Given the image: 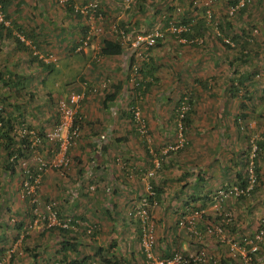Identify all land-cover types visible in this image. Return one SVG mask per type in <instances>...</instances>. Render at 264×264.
Instances as JSON below:
<instances>
[{
  "label": "rangeland",
  "instance_id": "374dc122",
  "mask_svg": "<svg viewBox=\"0 0 264 264\" xmlns=\"http://www.w3.org/2000/svg\"><path fill=\"white\" fill-rule=\"evenodd\" d=\"M66 1L67 0H23L20 8H17V0H13V4L9 9L12 16L11 19L17 22L18 25L29 29L32 33L37 35L38 39L36 40H40L41 43L40 49H36L35 45L30 43L29 40H26L25 44L28 48H35L34 51L37 53L38 57L45 62L51 63L54 67L53 70L43 69L37 61L31 59L27 50L17 48L12 39L4 37L0 42V74L3 75L10 72L12 74H21L26 78L23 87L18 91H15L14 88L8 89L0 80V107H3L6 112L13 114L17 134H27L31 142V151L25 158L19 161L15 167L14 173H9L4 170V163L6 161L4 158L5 154L3 150L0 149V232L3 233V231H5L4 233H6V240L1 243L4 244L5 251L0 253V264H50L54 258L58 257L56 256L55 249L58 247L57 241L59 238L54 237V235L52 233L50 234L48 231V219H50V222L53 221V216H55L56 221L59 219L55 212L58 214L60 211V202L66 193H68L69 199H78V197L81 199V196L87 197V192H93L92 190L95 189L93 187L90 188V184L88 183L85 185L83 183H77L74 178L80 171V164H83L84 161L88 159V163L96 162L95 155L89 156L92 152L86 150V148H88L86 144L90 141L94 143H92L94 146L102 143L107 136L102 138L100 131L106 132L102 134L108 135L110 140L116 138L118 136L117 134H132L130 138L131 143L134 146L137 145L142 150L143 154L147 145L152 149L159 147V154L153 152L154 159L159 162V166L161 161L165 163V160L169 161L175 159L180 163L179 167L174 168L177 169L178 172H181L179 174L188 173L189 168H187V163L192 165L193 161H195V156L199 157L201 154L205 155L206 153L202 152L204 144L210 143L208 145L206 160L211 161V165L215 160L218 165L215 164V168L209 167L208 171L210 172L207 173V171H205L204 175L212 179L223 180L227 177L234 178V172L236 173L238 170H240L241 174H244L248 165H244V156L241 155L245 154L248 141L247 137L249 136L251 138L250 141L252 138L256 139L260 137V130L264 128L262 125L264 119L257 117V114L253 115L251 113L254 117L253 120L249 119L243 123L248 129H238L239 132H243V136L240 135L241 138L236 135V138L231 135L229 138L226 135H222L226 136L228 150L220 145V135L194 134L192 129H188L186 135H183L178 117L175 118L174 116L176 109L175 105L180 96L184 93L189 94V92L192 91L194 85H198L197 91L199 90V95L196 104L195 101L192 103V109L195 111L193 116L196 117L197 120L194 122L193 128L196 130L194 125L200 127L202 124H208L205 118L208 116V112H210V100L208 96H205V88L201 87L197 82L199 77H202V71L197 68L192 69L191 65L188 66L187 63L190 52L200 49L203 46L179 42L178 38L173 37L167 30V26L161 29V20L164 17L167 18L169 15H172L175 21L182 19L184 14L186 15L187 12H189L187 11L190 8L189 0H145L144 2L140 0H72L74 9L78 11H80L83 6H87L90 3H97L96 14L93 13L92 8H90L88 15L84 16L82 19H77L75 16L67 13V5L64 3ZM201 7L203 8L202 5L199 6L200 9ZM191 13L192 12L189 14ZM99 14L102 16L101 19L98 18ZM110 15H112L113 18H128L131 22L135 19L136 24L133 22L130 24L126 23L128 26L126 27L124 23L122 25L109 22L108 19L111 18ZM6 24L9 23L6 22ZM122 26H124L128 32L126 31L125 33L123 29L119 31H123L124 34L129 36V40H123L125 41L124 47L132 51L134 56L133 64L139 66L138 68H140L144 62L150 60L152 56L151 52L154 47H159V51L162 52L159 57V62L156 63L154 69L157 79L150 80L152 86L144 96H142V99L138 100L141 102L138 108L148 128L146 135L140 137L137 135L138 138L134 134L130 118L127 116L129 109L128 104L135 98V90L133 88L135 84H133L132 81V71L126 68L124 69L125 75H123L115 70L116 73H118V77L121 74L124 78L127 87L106 110L102 108L103 103L101 100L107 92H113V80L111 76H114L113 79L117 80L116 74H113L115 71L110 70L107 73L104 72V78L99 85H91L92 81L90 80L91 75H94L96 72L95 64L101 61L99 56L95 55V52H97L101 45V41L105 36L110 35L108 33L109 31L114 33L116 29ZM90 27L97 28L100 31H95L89 44L79 51L77 48L81 38L85 35L84 29L86 28V33ZM155 29L160 30L164 38L162 37L163 39L158 41L149 51V59L142 60L130 45L131 39L135 34H147ZM14 34L18 36L19 32L14 30ZM21 39H23L22 36ZM260 54L261 57L258 56V59L259 61H261V59L263 61L264 49L263 51L261 50ZM254 58L255 56H253V59ZM250 60L252 61V59ZM248 62L249 60H244V63ZM186 63L187 66H184ZM256 73H259V71ZM127 76L128 78H126ZM260 77L256 78L260 79ZM109 80L111 81L108 82ZM89 85L96 86L97 91L91 93L90 97H94L93 102L90 101V104L86 107L83 106L85 105L83 103L87 102L86 92L90 88ZM197 91L195 92L197 93ZM71 92H83L85 94V99L80 103L82 125L80 127L79 136L73 140V143L68 146L64 153L63 150L60 149V141H49L46 138V134L54 132V129L60 123V115L57 106L58 99L67 96ZM184 105L187 106V104ZM262 109L261 107L259 111L263 113L264 110ZM92 112H94L95 115ZM98 114H100V116ZM104 115L106 117L103 119L102 117ZM254 123H256V125ZM108 128L113 130L109 131ZM157 128L159 129V138L155 135ZM40 132L43 136H39ZM162 132H164V134ZM246 133L248 135H245ZM97 136H100L99 139L97 138L98 141L96 139L94 141H89L91 137L96 138ZM35 137H39L40 141L34 143L33 140ZM184 139L191 142L195 140L196 143L199 144V151L201 152H196V149H192L188 152H182L180 156H166L168 159L160 152L170 145L181 147ZM241 145H243V150L240 151ZM219 153L220 155L218 156ZM62 157L68 159V165L66 167L59 165ZM238 157L240 163L238 164L237 161V164L240 165L239 167L233 164V161L238 159ZM191 159L192 162L190 161ZM40 162L45 164L43 169H40L38 166ZM258 163L264 174V150ZM223 165L227 167V170L222 171L224 168ZM157 169L154 166L147 170V172L154 170L153 175L155 176ZM38 170L42 171L39 172ZM182 179H180V181ZM60 180L63 182L60 183ZM24 182H27L28 185L26 193H31L33 201L36 203V209L33 212L36 217L34 218L29 217L31 203L26 199L27 194L23 188ZM259 193L264 195L262 185ZM69 199L68 201L70 202ZM231 200H237V204L233 207L236 210L241 207L240 204L244 203L243 205L246 207L248 206V208H251L253 204L252 195L245 197L242 203L236 198H232ZM211 205L213 206V204ZM245 209L247 210V208ZM60 213L63 214L62 212ZM229 213L230 215L232 214L231 212ZM44 214L47 215L46 223H44L42 219V215ZM245 214L246 212L239 213L240 221L245 219ZM169 216L171 218V215ZM207 216L209 215H205L202 220L198 219L199 221L196 220V222H200L204 226L208 223ZM62 217L71 218L72 216L64 214ZM233 218L238 221V215H236V213L233 215ZM175 219L176 217L172 215L170 219L171 223L175 222ZM212 220H214V215ZM21 221L25 223V226L20 234H17L16 226L17 223ZM1 225H6L7 228L3 229ZM245 232L248 234H244ZM250 232V229L245 230L244 232H240V235H237V237L234 236L236 233L227 230L225 236L228 237L227 239H229V242L223 243V245H226L227 248L230 249V242L240 243V238L250 235ZM156 235L155 228V236ZM86 238H88V236L83 235V239L85 240ZM206 238L212 239L209 236L204 239ZM86 242L90 246L89 249L93 251V241L91 243V240L88 239ZM82 246H85V244ZM87 249L88 248L85 247L86 251L82 255L92 256L93 253L87 251ZM94 249H96V247H94ZM260 250L263 251V248ZM15 252L18 260L17 262L11 263L10 257ZM237 257L240 261L239 252L237 253ZM237 264H240V262Z\"/></svg>",
  "mask_w": 264,
  "mask_h": 264
},
{
  "label": "crops",
  "instance_id": "0c3cea01",
  "mask_svg": "<svg viewBox=\"0 0 264 264\" xmlns=\"http://www.w3.org/2000/svg\"><path fill=\"white\" fill-rule=\"evenodd\" d=\"M205 1L206 0H193L194 8L189 16L194 18L195 21L200 17V12L202 10L205 13L207 8ZM235 1L236 0H212L210 4L212 18L210 20L205 18L208 30L206 29L207 33L203 34V38L205 39L204 45H202L203 47L200 49L191 51L187 59L188 66L191 65L192 69L197 68L202 71V77H199V80L202 81L203 85H201V87L205 88V96H208L210 100L209 103L211 104L210 112H208V116L205 118L208 124H202L200 127L194 125L196 128L195 130L193 124L197 120L196 117L193 116L195 114L194 111L192 113V123L188 129H192L194 134L220 135L219 143L227 150L228 144L226 136H228V138L230 135L243 136V132H239L238 129H248L243 123L249 119L253 120L254 117L252 114H257V117L264 119V111L263 113L259 111L261 107L263 108L262 110H264V56L263 61L261 59L262 62L258 59V56L261 57V50L263 51L264 49V0H252L251 3L247 4L246 7L240 11V13L238 12L239 14L237 13L234 16H229L227 14V9ZM201 5L203 8L201 7L200 9L199 6ZM110 17L111 18L108 19L109 22L122 25L124 23L126 27H128L126 23L130 24L133 22L136 24L135 19L131 22L128 18H113L112 15H110ZM161 21L163 26L165 17ZM108 33L112 34L110 31ZM225 36L234 41L232 47L229 48L224 46L218 39V37L221 39ZM244 39L250 41L251 44H249V46L246 45ZM122 40L127 39L122 36ZM102 42L103 40L100 43L101 45ZM124 43L125 41H122L124 51L119 56H102L99 54L100 47L98 48L95 55H98L101 61L95 64L96 72L94 75H91V85H99L104 78L103 73H107L110 70H116L125 75L124 69L129 65L130 57L133 56V53L131 50H127L124 47ZM151 53L152 56L144 72L146 74L152 72L153 75H149L156 80L157 77L154 69L156 63L159 62V57L162 52L159 51V47L156 46ZM253 56H255L254 59ZM250 59H252V61ZM244 60H249V62L244 63ZM187 63L184 66H187ZM116 71L113 74H116L117 80H114V76L110 75L113 80L112 85H116L119 81H122L125 89L126 82L121 74L119 77L117 76L118 73H116ZM257 71H259V73H256ZM254 76L262 77L257 79ZM150 80L152 79H149V81ZM110 81L111 80L108 82ZM197 86L198 85H194V88H192V91L194 90L193 102L195 101V104L199 95ZM231 86H236V88L232 89ZM195 91H197V93ZM107 94H105L101 100L103 103L102 108H105L104 110L116 101H107ZM90 95L91 93H87V102L83 103L85 104L83 106L87 107L90 101L93 102L94 97L92 96L91 98ZM92 113L95 115L94 112ZM98 115L100 116V114ZM104 117L106 116L104 115L102 118L104 119ZM254 124L256 125V123ZM262 125L264 126V120ZM108 130L112 131L113 129L110 130L108 128ZM100 132L101 136H107L102 143L94 146V143L90 141H94L95 139L98 141L100 136H97L96 138L91 137V139H89L90 142L86 144L88 147L86 150L92 152L89 156L95 155L96 162L88 163V159L86 160L87 162L84 161L83 164H80V171L74 178L77 183H83L84 185L88 183L90 184V188L93 187L95 189L92 190L93 192H87V197L81 196V199L79 197L78 199H69L68 193H66V197L63 196L60 202V210L63 214L69 216H87L90 220L99 223V233L95 238L96 240L93 241V251L89 249L90 246L86 242L88 239L86 238L84 240L82 235L78 236L77 242H80V246H78L80 251L77 253H67L69 259L78 260L81 252L85 253V247L88 248L87 251L92 253L97 250V247H100L102 254L112 261L117 262V264H149L145 254L141 250L137 223L133 218L128 216V212L133 207V204H135L138 196L146 193L147 183L153 185L158 192L159 189L162 190L161 204L156 208L153 215L157 234V243L154 247V255L156 256L170 254L172 251L178 249L190 254L196 252L197 249L202 246L198 245V243L189 236L186 230L176 227L177 219L182 214L186 205H188V207L191 205L190 209H203L206 215H210L211 218L217 210L219 212L221 209L222 211H229L233 215L236 213V215H238V221L235 219V223L237 222V224L231 231L236 233L234 236L240 235V232H244L248 229L251 231L249 234L254 233L259 228L260 220H264V195L262 194L261 196L259 192L251 208L240 204L241 207L236 210L233 207L237 204V200L231 199L220 204V209H215V207L211 205L214 201L210 197V194L223 184L237 182V176L241 174V172L237 169L238 172H234V178L227 177L223 180L206 177V175H204L205 171L209 173V167L215 168V166L218 165L215 160L212 165L211 161L206 160L208 145L210 143L204 144L202 152H205V155L201 154L199 157L195 156V161H193L192 165L187 163V168H189L187 178H184L183 173L179 174L181 172L174 169L180 165V163L174 159L169 161L165 160V163L159 166L156 175L148 180L144 176L147 170L155 166L156 159H154L153 152L159 154V147L152 149L147 145L143 154L142 150L137 145L134 146L131 143L130 138L132 134H117L118 136L116 138L110 140L108 135L102 134L106 132ZM263 132L264 128L260 130L261 134H264ZM155 133L159 138L158 128ZM162 133L164 134V132ZM247 133L245 135L249 134ZM188 142L189 147L185 151L188 152L192 149H196V152L199 151V144H197L195 140ZM241 150H243V145L240 146V151ZM160 152L163 153V155L165 154L164 150ZM182 152L172 155L180 156ZM219 155L220 153L218 156ZM215 158L219 159L218 157ZM190 161L192 162V159ZM237 161L239 164V157L233 161V164L239 167L240 165L237 164ZM224 166L225 165H223V167ZM224 170H227V167L222 169V171ZM180 179L182 180L180 181ZM62 182L63 181L60 180V183ZM262 188L264 189V183L262 184ZM245 208H247V210ZM244 212H246V217L244 220L240 221L239 213ZM169 215H171V218L172 215L176 217L175 222L171 223ZM198 225L203 226L202 223ZM1 227L4 229L5 225H1ZM247 232L244 234H248ZM5 237L6 233L3 234L0 232V253L5 251L4 244H1L6 240ZM244 237L245 236H242L240 240ZM59 239H61V236ZM201 242L204 248L215 258H226L227 256H231L234 258L232 264L240 262L238 257L230 254V249L227 248L226 245H223V243L226 242H221V244L214 238H206ZM83 244H85V246H82ZM94 247H96V249H94ZM11 256L10 262H17L18 257H16V252ZM227 261L230 260L227 259ZM255 264H264V248L263 251L260 250L255 256Z\"/></svg>",
  "mask_w": 264,
  "mask_h": 264
},
{
  "label": "trees",
  "instance_id": "16d2710c",
  "mask_svg": "<svg viewBox=\"0 0 264 264\" xmlns=\"http://www.w3.org/2000/svg\"><path fill=\"white\" fill-rule=\"evenodd\" d=\"M140 1L144 2L145 0H140ZM237 1L238 0H236L232 4H235ZM22 3H23V0H17V5H18L17 8H20ZM64 3H66L65 5H67L66 11L69 15L75 16L77 19H82L84 16L88 15V14H83L78 10H75L72 0H67ZM12 4H13V0H0V17H1V19H0V42L2 41V39H4V37H8V38L12 39L17 48L27 50L31 59L34 61H37L38 64L43 69L53 70L54 69L53 65L51 63H48V62L41 60L38 57L37 53L34 51L35 48L40 49V46H41L40 40L39 41L36 40V39H38L37 35L32 33L29 29H26V28L18 25L17 22H15L13 19H11L12 16L10 14L9 9H10ZM189 4H190V8H189V10H187L189 12H187L186 15L184 14L182 19H178L177 21H175V20H173L172 15H169L167 18H165L164 25L161 27V29H164V27L168 26V22L170 20H172L175 22L176 25L187 24L189 26V31L182 33L181 34L182 36H184L186 38H191V37H195V36L203 37V34L207 33V30H208L207 22L205 19L206 16H204L205 13L202 10L200 12V17L197 18L195 21L194 18L189 16V13L192 12V9H193V0H190ZM247 4H249V3H246L240 9V11L242 9H244ZM6 22H8L9 24H6ZM121 29H123V31L125 33H126V31L128 32V30L124 26H122V27L116 29V31L114 33L110 34L109 36L104 37L102 45L100 46V49H99L100 55H102V56H119L122 54V52L124 51L123 45H122V41H123L122 36L125 37L127 40H129V36L127 34H124L123 31H119ZM14 30H17L19 32L18 36H16L14 34ZM85 31H86V28L84 29V34H85ZM171 35L173 37H176L172 33H171ZM21 36L23 37V39H21ZM163 38L160 37L158 39V41L162 40ZM218 39L226 47L230 48L234 45V44L233 45L225 44V42L223 41V37L221 39H220V37H218ZM26 40H29L30 43H33L35 45V48L34 49L28 48V46L25 44ZM231 41H232V39H231ZM233 42L234 41H232V43ZM245 44L249 46V44H251V42L248 40H245ZM133 62H134V56H131L130 57V63H129V65H127L128 69L131 70ZM147 64H148V62H144L143 65L138 69V75L135 78L133 77V79L136 83V85L133 86V88L135 90V93H134L135 98H133L128 104L129 109H128L127 116L130 118V123L132 125V129L134 130V134L136 136L138 135L139 137L143 136V135L138 130V125L135 121L133 111L136 107L139 106V103H141L138 100H141L142 96H144V94L152 86V82L148 80V79H150V77L152 80L154 79V77L149 76V74L152 75V72H150L149 74H146L144 72ZM126 78H128V76ZM0 80L4 86L8 87V89L14 88L15 91H18L20 88L23 87V84H24L26 78H25V76H23L21 74H16V73L12 74L9 72V73H5L3 75L0 74ZM197 82L200 85H203L202 81L198 80ZM89 86L92 87L91 85H89ZM126 87H127V83H126ZM231 87H232V89L236 88V86H231ZM87 89H88V87H87ZM123 90H124L123 82L119 81L116 85H113V92L107 94V96H106L107 101H110V102L114 101L119 96V94H121L123 92ZM88 91L89 90H87L86 94L90 93V91L89 92ZM193 95H194L193 92H189V94L184 93L182 96H180L178 102L175 105L176 109H175L174 116H175V118L178 117V120L180 122L179 124L182 127L183 135H186L187 130L192 123V113L194 112V110L192 109ZM84 99H85V97H84ZM183 104H187L188 108H187V110H185L183 112V115L181 117L180 116V113H181L180 108L183 106ZM80 117H82V116H81L80 108H79V111L76 113L75 122L79 123V125L81 127L82 118H80ZM14 124H15V122H14L13 114L6 112L3 107H0V149H2L4 154H5L4 158L6 161L4 163V170L8 171L9 173H14L15 167L19 163V161L21 159L25 158L29 154V152L31 151V142L29 140V136L27 134H21V135L17 134ZM146 128H147V124H146ZM39 136H43L41 132L39 133ZM247 138H248V141H247L245 154L241 155V156H244V165L245 166H247L250 162L249 153L252 150V146L255 145V147H256L255 148V155L253 157V169H254V173L256 175V181L254 182V185L248 194V196L252 195V200L254 202V199L257 197L256 195L260 191L261 185L264 183V174H263L261 167L258 163V160H259V158H260V156L264 150V134H261V136L256 138V139L252 138L251 141H250L251 138L249 136ZM188 147H189V142L184 139V142L182 143L181 147H177V149H175V150L171 149V150L167 151L164 154V156L166 158V156H170L174 153L178 154L182 151H185ZM162 163L163 162L161 161L160 165ZM158 167H156V169ZM40 169H43V168H40ZM41 171L42 170H40L39 172H41ZM153 176L148 177L147 179H150ZM183 176H184V178H187L188 174L183 173ZM236 181L237 182H235L234 184H238L240 186V188H243V189L246 188V186L248 184L247 168L245 169L244 174H242V175L238 174ZM149 187H150L149 189L151 191V194L146 191V193L139 195L135 204H133V207H135L138 204L140 199L145 198V199H147V201L150 204H154V202H156V204H155L156 206H154L153 208H150L151 212L154 213L156 208L158 206H160V204H161L162 190L159 189V192H158L155 189V187L151 184H149ZM26 194H27L26 195L27 201L31 203L30 209H29V217L34 218V217H36V215L33 214L34 210L36 209V203L33 201V196L31 193H26ZM248 196L241 195L240 197H238L236 199H238V201L240 203H242L244 201V198L248 197ZM261 196H262V194H261ZM228 200H230V199H228ZM185 205H186V203H185ZM190 207H191V205H190ZM190 207H188V205H186L184 207L180 217H182L186 213H189L191 209L192 210L199 209V208H191L190 209ZM60 212H61V210L58 212V214H57V212H55L56 216H58V218L62 221H65V222L67 221L69 223V225L67 228L59 226V225H53V226L48 227V231L51 232L54 235V237L59 238L61 236V239H58V241H57L58 247L56 249V256H58V257L54 258L50 264H117V262H114L111 259L105 257V255L102 254V250L100 247H97V250L92 254V256L91 255L83 256L82 254L84 252H81L78 260L69 259L67 256V253H69V252L77 253L80 251L78 248V246H80L79 245L80 242H77L78 236L86 235V236H88L87 239H90L91 241L96 240L95 238L97 237V235L99 233V223H96L93 220H90L87 216L73 215L71 218H64V217H62L64 214H61ZM225 213H228V212L222 211V209H221V210H219V212L218 211L215 212L214 220H212L211 216L209 215V216H207V221L210 222V220H211V221H214V223H219L221 221V218L223 217V214H225ZM205 215L206 214H204L203 217H205ZM131 218H133L137 223V232H138L140 240H141V234H142L141 225L139 224V221L137 219H135L134 217H131ZM42 219H43L44 223H46L47 222V215L46 214L42 215ZM231 219H232L231 224L229 223L227 225L226 224L224 225L225 231H227V230L232 231L235 228V225L237 224V222L235 223V219L233 218V215L231 216ZM199 220H202V219H199ZM198 223H200V222H196L195 227L198 230L199 234L196 235L193 232L188 231L187 229H184V230L187 231L189 236L191 238H193L198 243V245H202L201 247H199V249H197V251L204 250L208 253L206 248H204L203 244H201L202 243L201 241L205 237H207V236H205V228H204L205 225L204 226L198 225ZM262 224H264V220L263 221L260 220V227ZM24 226H25V223L22 221L17 223V226H16L17 227V234H20V232L24 228ZM176 227H179L178 222H176ZM5 228H7L6 225H5ZM4 232L5 231H3V233ZM254 233H251L250 235H246L245 237H249V236L251 237V236H253ZM209 237L216 239V241H218V242L220 241V240H218V238L216 236L212 235ZM262 248H264L263 244H261V249ZM141 250H142V248H141ZM229 252H230V254H232L231 251H229ZM168 255L169 254H164L163 256H168ZM212 257L215 260H217V264H232V262L234 260V258H232L231 256H229V257L227 256L226 258H224V257H221V258L216 257L215 258L214 256H212ZM11 258H12V256H11ZM227 259H229L230 261H227ZM199 264H213V263H212V261H210V262L199 263Z\"/></svg>",
  "mask_w": 264,
  "mask_h": 264
},
{
  "label": "built area",
  "instance_id": "2783aa9c",
  "mask_svg": "<svg viewBox=\"0 0 264 264\" xmlns=\"http://www.w3.org/2000/svg\"><path fill=\"white\" fill-rule=\"evenodd\" d=\"M252 0H238L235 4H231L227 9V14L229 16L236 15L240 9L246 4L250 3ZM212 0H206L205 5L207 6L205 10V16L208 20L212 18V11L210 8V4ZM97 3H90L87 6H83L80 9V12L83 14H88L89 9L92 8L93 13L96 12ZM96 14V13H95ZM98 18H102L101 14L98 15ZM167 30L174 34L179 42L186 43V44H193V45H203L205 39L201 36H195L191 38H186L182 36V33L189 31V26L187 24H180L176 25L174 21L170 20L168 22ZM95 31H100L97 28H91L85 33L83 38L80 40V44L78 46V50L84 49L88 44L92 35ZM163 37V34L160 30L155 29L149 33H138L133 36L131 39L130 45L132 46L133 50L136 51V54L142 60H148L149 51L157 44L158 39ZM223 41L225 44L233 45L231 38L223 37ZM136 64H133L131 67L132 75L135 78L138 75V68ZM132 77L133 84L136 85L134 79ZM90 93H95L97 91L96 86H92L88 89ZM85 94L71 92L65 97H61L58 99L57 106L58 112L60 115V123L54 129V132L50 134H46V138L49 141H60V149L63 150L65 153L68 146L73 143L80 133V125L79 123L75 122L76 120V113L80 108V103L84 99ZM187 106L183 104L180 108V116L182 117L183 112L187 110ZM135 121L138 125V130L142 135H146L147 128L145 120L141 114V111L138 107H136L133 111ZM82 118V117H80ZM104 136H102L103 138ZM40 141L39 137H35L33 142ZM254 141V140H253ZM178 146H167L164 149V152L171 149H175ZM255 145L252 146V150L249 153L250 162L247 166V173H248V184L246 188H240L238 184H224L217 188L214 192L210 194V197L214 201L213 206L215 209H219L220 204L228 199L238 198L241 195L248 196L250 190L252 189L254 182L256 181V175L253 169V157L255 155ZM60 166L66 167L68 165V159L66 157H62L60 160ZM45 164L40 162L39 168H44ZM159 166V162H155V167ZM154 170H150L146 172L145 178L153 176ZM23 188H28L27 182L23 183ZM149 184L147 183V192L151 194L149 189ZM154 204H150L147 199L142 198L139 200L138 204L133 207L129 212L128 215L134 217L139 221V224L142 228L141 234V248L142 252L145 254L147 258V262L149 264H199V263H206L212 261L213 264H217V260H215L210 254H208L204 250H199L194 253L187 254L184 251L174 250L168 256H156L153 253L154 247L156 246V236H155V222L153 217V212H151L150 208H153ZM218 211V210H217ZM205 211L203 209H195L190 210L189 213H186L182 217L178 219V226L183 229H187L194 234H199L198 230L196 229V220L202 219ZM231 215L230 213L223 214L221 221L219 223H214L212 221H208L205 224V236H216L219 238L221 242H229L228 237L225 236V228L224 225L231 224ZM59 225L62 227H68L69 223L66 221H62L58 219L55 220V216H53V221L50 222L48 219V226ZM260 227V225H259ZM261 244L264 245V224L261 225L260 228L253 234V236L243 238L240 243L230 242V250L234 256H237V253L240 254V264H255V256L260 252Z\"/></svg>",
  "mask_w": 264,
  "mask_h": 264
}]
</instances>
